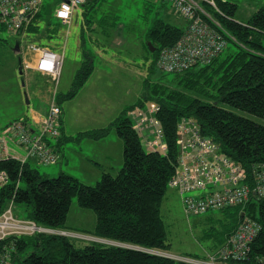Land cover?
Listing matches in <instances>:
<instances>
[{"label": "trees", "instance_id": "obj_1", "mask_svg": "<svg viewBox=\"0 0 264 264\" xmlns=\"http://www.w3.org/2000/svg\"><path fill=\"white\" fill-rule=\"evenodd\" d=\"M214 5L224 17L210 8L208 12L232 40L226 38L224 48L207 63L182 71H168L172 77L160 82H144L142 97L123 108L110 123L122 141V163L114 174L102 171L93 185H86L62 171L48 177L31 167L27 160L23 164L13 158L0 161V169L8 179L0 187V212L11 201L12 206L25 212L23 219L65 230L69 201L75 196L79 206L95 213V225L88 234L115 243L92 240L76 247L65 235L43 232L9 235L0 240V251L8 252L9 264H195L183 258L205 257L165 253L168 243L159 206L166 187L177 191L186 214L212 210L186 212L184 194L178 186L168 184L179 174L175 143L178 122L189 118L197 124L201 135L212 139L219 152L241 168L244 178L238 184H254L255 175L264 164V126L219 105L226 103L264 118V1L243 24L231 20L234 4L215 1ZM43 17L39 11L26 31L36 32L37 23ZM93 22L99 24L100 20L94 21L92 16L89 21L85 20L87 26ZM184 26L176 27L162 19L153 21L146 33L149 45L144 46L153 59V67L157 68L154 62L158 51L175 43ZM0 29L5 30L1 24ZM86 57L64 99L73 96L90 74L91 57ZM147 101L157 106L154 116L165 154L146 146L144 149L141 135L128 117L129 111ZM60 121L59 116V125ZM108 130V126L98 127L78 131L75 136L60 132L53 142L47 141L50 150L57 153L65 141L98 140L108 134ZM213 209L228 211L230 217L229 223L221 226L213 251L224 245L227 236L247 217L257 230L248 244L247 260L243 264H264V198L250 197L241 204Z\"/></svg>", "mask_w": 264, "mask_h": 264}, {"label": "rangeland", "instance_id": "obj_2", "mask_svg": "<svg viewBox=\"0 0 264 264\" xmlns=\"http://www.w3.org/2000/svg\"><path fill=\"white\" fill-rule=\"evenodd\" d=\"M213 1L234 4L232 20L246 22L264 0ZM56 2L57 0H41V5H38L31 16L29 24L20 30L21 34L0 29V132L8 122L23 117L22 113L27 106L26 99L38 107L46 108L52 97L60 107L59 131L63 135L75 136L78 131L108 126V134L101 139L81 138L78 141H65L61 150L56 153L57 160L53 164H41L32 158L28 159L31 167L48 177H55L62 171L83 184L93 185L100 178L102 171L114 174L122 163V141L110 123L123 108L142 97L145 81L160 82L172 77V73L153 67V59L146 48L144 49V46L149 44L146 42L147 30L156 19L165 20L176 27H182L184 22L169 2L91 0L84 8L75 9L69 26H62L51 15ZM202 7L207 11L208 24L217 22L208 12L210 7L204 3ZM39 11L45 18L37 23V31L26 32ZM91 16L96 21L100 20L96 33L92 32L91 43L95 41L96 48L92 47L88 40L87 32H81L80 29L83 19L89 21ZM80 37L84 39L83 43ZM29 46L43 47L60 54L62 60L57 80L52 79L49 74L24 68H21V74L18 73V60L23 66V61L29 57ZM17 47L19 52L15 53ZM86 53L91 57L92 71L75 94L64 99L63 95L70 89L81 62L87 58ZM219 105L264 126L262 117L226 103ZM147 137L152 139L150 135ZM4 138L8 155H24V148L11 136L5 135ZM50 141L53 142V139ZM142 146L147 149L144 144ZM218 187L220 185L213 186L212 189ZM198 193L199 191L190 194L195 196ZM11 212L18 219H23L25 215L18 206L12 209V204ZM159 212L168 243L165 253L171 256L203 257L217 247L215 239L220 228L230 221L228 211L220 209L186 214L179 194L170 187H166ZM94 225V211L79 206L76 197L72 196L64 227L65 231L70 233L68 237L72 239L74 246L78 247L92 240L114 243L90 236L88 233L93 230Z\"/></svg>", "mask_w": 264, "mask_h": 264}, {"label": "built area", "instance_id": "obj_3", "mask_svg": "<svg viewBox=\"0 0 264 264\" xmlns=\"http://www.w3.org/2000/svg\"><path fill=\"white\" fill-rule=\"evenodd\" d=\"M86 0H57L52 17L61 25L67 26L75 9L83 6ZM161 1V0H160ZM183 20L185 26L179 38L171 46L159 50L155 66L162 71H182L191 65L207 63L225 46L226 38L232 37L215 21L208 24L207 11L201 3L209 6L224 17L215 7L213 0H165ZM41 0H0V24L7 32L23 30L29 24ZM34 55V68L49 74L57 80L61 65V56L43 47L29 46ZM27 66L26 63L23 65ZM157 106L153 102L143 103L128 112L133 127L140 133L146 147L165 154V145L161 139L158 122L155 119ZM60 107L52 97L44 111L33 110L26 117L8 122L0 132V161L13 158L23 164L32 158L41 164H53L56 153L50 150L47 139H53L59 133ZM5 135H10L22 146L25 153L21 157H11L7 153ZM147 135L152 136L148 139ZM176 163L179 174L168 181L178 186L184 194L183 203L186 212L196 213L207 209L228 207L241 204L253 197L264 198V164L257 171L254 184H238L243 171L232 160L219 152L215 142L199 132L197 124L189 118H181L176 129ZM7 183V174L0 169V187ZM17 184V182H16ZM220 185V190L210 189ZM195 196L191 192H198ZM11 201L0 212V240L9 235L32 234L37 232L68 236L67 231L41 226L29 219L15 218L11 212ZM257 226L244 217L227 236L224 245L208 252L202 259L183 260L195 264H243L247 260L248 244L255 235ZM73 235V234H71ZM151 252V251H150ZM155 252V251H152ZM8 252L0 251V264L8 263Z\"/></svg>", "mask_w": 264, "mask_h": 264}, {"label": "crops", "instance_id": "obj_4", "mask_svg": "<svg viewBox=\"0 0 264 264\" xmlns=\"http://www.w3.org/2000/svg\"><path fill=\"white\" fill-rule=\"evenodd\" d=\"M91 0H86L85 1V3L83 4V6H80L81 8H84L85 7V5L86 4H89V3H91L90 2ZM157 2L158 1H160V0H156ZM162 2V1H161ZM164 2H166V1H164ZM75 11V10H74ZM74 11H73V13H72V15H71V19H73V16H74ZM52 15V14H51ZM80 15H82V12L80 13ZM233 16V15H232ZM71 19H70V22H71ZM231 20H232V17H231ZM94 21H95V19H94ZM233 21V20H232ZM70 22H69V24L67 25V26H69L70 25ZM235 22V21H234ZM236 23H240V24H243V23H245V22H236ZM98 24H96V22H93V23H90V25L89 26H87V24H85V20H83V24H82V26H81V32H83V30L85 31V32H87V37H88V40L90 41V43L92 42V40H93V38H92V32L93 33H96V30H97V28L96 27H98L97 26ZM62 26H64V25H62ZM27 32V31H26ZM11 33H16V34H21L20 32L18 33V32H11ZM80 38H82V37H80ZM81 40V42L83 43L84 42V39L82 38V39H80ZM95 42V41H94ZM94 42L93 43H91V45H92V47H94V48H96V46H95V44H94ZM15 53H18L19 52V49H18V47L17 48H15ZM29 52V51H28ZM86 55H88L87 53H86ZM21 62L18 60V64H20ZM23 63H26L27 64V66L26 67H24V66H21V68H24V69H27V70H32V71H35V72H38V73H41L40 71H37L35 68H34V55H32L31 53H29V57H28V59L27 60H24L23 61ZM21 65V64H20ZM24 65V64H23ZM19 69V68H18ZM91 71H92V69H91ZM21 72H22V70H21ZM44 73V72H43ZM21 74V73H20ZM42 74V73H41ZM59 75V74H58ZM52 99V98H51ZM51 101V100H50ZM25 103H26V107H25V111H24V113H22V115H23V117H26L31 111H33V110H35V109H37V110H41V111H44L45 110V107H38V106H36L35 105V103H33V102H31V101H29V99H26L25 100ZM61 114V113H60ZM22 117V118H23ZM60 120H61V116H60ZM61 122V121H60ZM61 124V123H60ZM60 126V125H59ZM59 130H60V128H59ZM59 133H60V131H59ZM61 135H62V133H60ZM27 162H28V160H27ZM15 208V206L13 205L12 206V209H14ZM17 210V209H16ZM16 212V211H15ZM204 256V255H203Z\"/></svg>", "mask_w": 264, "mask_h": 264}, {"label": "water", "instance_id": "obj_5", "mask_svg": "<svg viewBox=\"0 0 264 264\" xmlns=\"http://www.w3.org/2000/svg\"><path fill=\"white\" fill-rule=\"evenodd\" d=\"M147 45H149V44H147ZM150 51H153L152 49L150 50ZM18 73L20 74L21 73V65L20 64H18Z\"/></svg>", "mask_w": 264, "mask_h": 264}]
</instances>
